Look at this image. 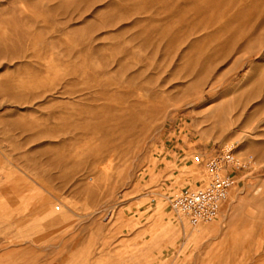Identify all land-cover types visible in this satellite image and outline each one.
I'll return each instance as SVG.
<instances>
[{"label": "rangeland", "instance_id": "obj_1", "mask_svg": "<svg viewBox=\"0 0 264 264\" xmlns=\"http://www.w3.org/2000/svg\"><path fill=\"white\" fill-rule=\"evenodd\" d=\"M226 142L249 168L202 232L167 199L181 244L160 193ZM0 264H264V0H0Z\"/></svg>", "mask_w": 264, "mask_h": 264}, {"label": "built area", "instance_id": "obj_2", "mask_svg": "<svg viewBox=\"0 0 264 264\" xmlns=\"http://www.w3.org/2000/svg\"><path fill=\"white\" fill-rule=\"evenodd\" d=\"M193 160L204 168L208 178L195 188L177 180L170 207L192 226H197L218 217L249 163L238 158L234 142L220 144L212 152L198 153Z\"/></svg>", "mask_w": 264, "mask_h": 264}, {"label": "bare ground", "instance_id": "obj_3", "mask_svg": "<svg viewBox=\"0 0 264 264\" xmlns=\"http://www.w3.org/2000/svg\"><path fill=\"white\" fill-rule=\"evenodd\" d=\"M209 56L211 57V55H209ZM219 58H220L219 51H215V53L212 54V57H211L210 60H211V62H213L214 60L218 61ZM206 94L207 93H203L202 98H205L206 97ZM257 95H258V90L255 89V90H252V91L248 92L243 98H238L236 100V103H234V105H235V109L238 108V110H237L238 112L236 113V116H234V118L232 119L231 126L228 129V133L229 134H231V135H238V134H241V133L243 134V132H246V130L241 129V127L236 126V124H238L237 122L244 121L246 119V117L248 119V120L246 119L247 122L248 121H251V119L254 118L253 113L252 114H246L245 113V110L247 109V107L249 106V104L251 103V101ZM139 104H140V102L139 103L136 102L135 105H133V106L132 105L131 106H127L125 108V113L128 114V117L129 118L126 117L127 119L125 118L118 127H116L115 129H113L111 131L112 136H114V134H113L114 132L126 133L130 129L132 130L133 127H136L138 125L139 126H144L145 125L144 121H142L141 118H138V117L136 118V117L133 116L135 110L132 107H135V106L138 107ZM241 106H243L242 109L240 108ZM93 157H95L96 159H99L100 158L96 154H93ZM105 169L106 168L104 166L102 168V170L104 171ZM182 175H184V177L186 178V181L195 182V183H198V181H199V176H198V174L196 172L188 171L186 173H183ZM88 179L90 181V180H93L94 178L91 177V176H88ZM160 198L161 199H160V201L158 203L159 210H160V212L163 214V216L166 219L172 220L171 223L174 226L172 227L171 230H173L175 232V234L178 235V237L181 240L180 241L181 244H186L188 241H191L192 240V237H193V233L190 230H187L185 227H182L181 228V226L179 225L180 222L177 221V218L173 217L171 215V213H169V211L167 210V199L170 200L171 195L168 194L167 190H164L163 189V191L160 193ZM246 200H247L246 197H240L238 204L235 206L236 211L238 209L240 210V209H243L244 208V206H245V204L247 202ZM10 201L12 203H16L17 202L16 199L10 200ZM38 212L40 214V217L43 219V223H45L43 225H45L47 227H49V226L51 227V226L56 225L59 220H62L65 217V213L64 212L62 213V212L52 211L48 207L47 208H42ZM238 213L239 212L234 213L235 215L233 214V217L231 216L229 218V221L232 218L234 220L236 218V216L238 215ZM178 216H180V215H178ZM181 217L182 216H180V218ZM216 226L217 225L215 223H213L212 225L205 226L204 229L206 230L208 228L207 231H214V229L216 228ZM191 228H193L194 230H196L198 232H202V230L200 228V225L192 226Z\"/></svg>", "mask_w": 264, "mask_h": 264}]
</instances>
